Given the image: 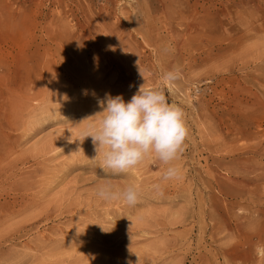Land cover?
Instances as JSON below:
<instances>
[{
	"label": "rangeland",
	"instance_id": "374dc122",
	"mask_svg": "<svg viewBox=\"0 0 264 264\" xmlns=\"http://www.w3.org/2000/svg\"><path fill=\"white\" fill-rule=\"evenodd\" d=\"M177 70L178 78H166ZM88 71L117 87L128 82L112 96L130 100L143 84L185 114L188 136L170 164L153 153L127 173L80 182L83 198H100L104 183L136 184L140 198L129 212L122 199L64 202L73 177L94 176L103 156L86 152V169L61 168L74 155L66 147L26 165L45 163L53 168L46 175L16 183L2 173L5 150H46L59 131L90 119L36 114L38 128L32 120L10 126L56 83L74 87L77 101L87 98L77 72ZM29 93L36 99H25ZM17 97L28 110L14 105ZM170 166L180 174L164 180ZM59 169L58 182H43ZM257 245L264 246V0H0V264H264Z\"/></svg>",
	"mask_w": 264,
	"mask_h": 264
},
{
	"label": "clouds",
	"instance_id": "9594fccd",
	"mask_svg": "<svg viewBox=\"0 0 264 264\" xmlns=\"http://www.w3.org/2000/svg\"><path fill=\"white\" fill-rule=\"evenodd\" d=\"M140 75L144 78L141 70ZM178 75L177 70L167 73L166 78L173 80ZM98 103L102 118L98 123H89L82 137L83 140L91 138L97 155L103 151L99 168L105 174L127 173L153 153L164 164H170L182 152L188 136L185 114L180 107L170 104L160 89L142 84L127 102L122 94H106ZM179 174L178 167L170 166L163 179L177 178ZM156 187L159 189V185ZM97 195L105 201L122 199L129 206H135L140 188L129 184L118 189L104 183L98 186ZM255 251L264 257V246L257 245Z\"/></svg>",
	"mask_w": 264,
	"mask_h": 264
},
{
	"label": "bare ground",
	"instance_id": "6f19581e",
	"mask_svg": "<svg viewBox=\"0 0 264 264\" xmlns=\"http://www.w3.org/2000/svg\"><path fill=\"white\" fill-rule=\"evenodd\" d=\"M79 76H83L85 81L83 83V88L85 89L86 93L88 94V97L85 98L82 101H77L74 98L70 97L73 92L75 91V88L72 86H69L67 84H62L59 83V85L56 83L51 90H49V95L48 93H45V97H47V100L36 107V109L31 112V113H20L17 115L18 122L16 124V120H12L10 123L11 127H17L22 125L25 122H29L32 120V122L36 123V128H38V123L41 118H38V115L36 114H49L51 117L55 118H61V117H70V116H89L90 119L87 122L84 123H76L69 127L67 130L59 131V135L54 138L53 140L48 141V143L45 144V149L46 150H40L36 151V149H31L25 152L17 153V151L13 148H9L5 150L2 154L3 159L5 162H7L6 166H2V173L7 171V178L13 179L16 181H23L22 176L29 174L26 179H31V178H37L40 174L46 175L50 169L48 166L43 167H36L33 170L26 168V165L34 160L37 164H41L40 161H37L39 158L38 157H43V160H49L52 161V159L61 152L62 149L66 147H71L72 150H74V155H72L69 159H64L62 160L58 165L61 166V168H69V169H86V166L89 164L85 159H82L80 157L83 153L89 152L91 153V157H95L97 155L95 149H93L94 145L92 144L91 138H85L83 140L82 137V132L88 127L89 123L91 122H96L98 123L100 119L102 118V109L99 106L98 100L101 97L106 96V94H111L113 92H118V91H126L128 90V82H125V85L121 86H116L113 84V78L105 77L104 75H99V76H93L91 71H88V73H79L77 72ZM76 75V73L74 72ZM98 96V97H97ZM101 96V97H100ZM128 97V96H127ZM25 99L28 100H34L36 99L34 95H30V93L26 96ZM13 100V99H12ZM101 100V99H100ZM99 100V101H100ZM125 101H128V99H125ZM14 105L19 106L24 110L29 109V105L27 102L23 100H19V98H16V102H14ZM11 116L14 118L15 114L11 111L10 112ZM21 117V118H20ZM44 119V118H42ZM33 134L32 132H26L25 137H28L29 135ZM83 149H87L83 151ZM36 151V152H34ZM94 155V156H92ZM103 156V151L95 159H99L100 157ZM41 160L42 162H44ZM56 165V164H55ZM62 169H59L57 173L52 176L53 180L51 181H43L44 183H53V182H58L57 178L58 173H60ZM95 175L88 177L86 179H82L79 177V175L74 176L73 179L71 180V186H70V193H74L71 198L67 199L64 202H67L68 205H73L76 200L82 202H87L85 203V206H91L93 205V202H98L97 206H101V203H111V201H105L101 198H93L92 195L95 194H89L87 197L83 198V194L79 189L80 187V182L84 181L86 182L87 180L93 181L98 177V175H105V176H111V175H118V174H105L100 168L96 169L94 171ZM20 177V178H18ZM6 178V179H7ZM8 181V179L6 180ZM99 185V184H97ZM118 185V184H117ZM123 187H125V184H120ZM95 188V187H93ZM83 203H79L76 205H82ZM132 206H127L126 210L129 212L131 211ZM127 213V212H126ZM155 219V223H158V220L152 216ZM144 221V220H142ZM138 226V225H135ZM98 229L97 225H93L91 228H85L84 231L86 233H91L92 230ZM136 232V227L133 229H130L126 232H124L125 236H131L133 233ZM105 235V234H104ZM102 236V235H101ZM107 235L101 237L104 239ZM131 237H127L126 241L129 242ZM98 252V251H97ZM97 255H99L97 253ZM129 262V261H128ZM125 264V263H123ZM128 264V263H127Z\"/></svg>",
	"mask_w": 264,
	"mask_h": 264
}]
</instances>
